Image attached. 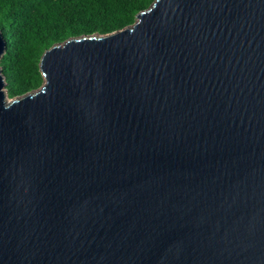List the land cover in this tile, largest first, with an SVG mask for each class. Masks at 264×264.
Instances as JSON below:
<instances>
[{
  "label": "water",
  "instance_id": "obj_1",
  "mask_svg": "<svg viewBox=\"0 0 264 264\" xmlns=\"http://www.w3.org/2000/svg\"><path fill=\"white\" fill-rule=\"evenodd\" d=\"M39 66L11 101L0 68V264H264V0H155Z\"/></svg>",
  "mask_w": 264,
  "mask_h": 264
},
{
  "label": "trees",
  "instance_id": "obj_2",
  "mask_svg": "<svg viewBox=\"0 0 264 264\" xmlns=\"http://www.w3.org/2000/svg\"><path fill=\"white\" fill-rule=\"evenodd\" d=\"M155 0H0L5 52L1 74L11 98L44 84L42 55L55 44L111 35L131 26Z\"/></svg>",
  "mask_w": 264,
  "mask_h": 264
},
{
  "label": "rangeland",
  "instance_id": "obj_3",
  "mask_svg": "<svg viewBox=\"0 0 264 264\" xmlns=\"http://www.w3.org/2000/svg\"><path fill=\"white\" fill-rule=\"evenodd\" d=\"M6 98H7V101H11L13 99L10 96H8L7 92H6Z\"/></svg>",
  "mask_w": 264,
  "mask_h": 264
}]
</instances>
